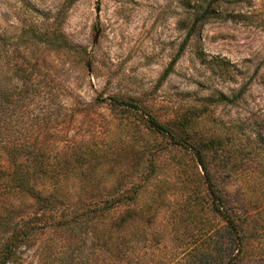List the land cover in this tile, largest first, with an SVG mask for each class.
I'll return each instance as SVG.
<instances>
[{
    "label": "rangeland",
    "instance_id": "rangeland-1",
    "mask_svg": "<svg viewBox=\"0 0 264 264\" xmlns=\"http://www.w3.org/2000/svg\"><path fill=\"white\" fill-rule=\"evenodd\" d=\"M212 1L0 0V33L24 32L20 49L57 80L62 110L74 109L67 134L80 144L110 145L93 173L103 193L142 173L127 149L139 147L141 133L160 145L169 141L147 128L138 111L111 107L113 98L134 102L174 134L189 128L210 146L216 186L229 197L227 209L239 215L245 236L235 264H264V0H216V15L195 27L170 64L191 14ZM52 20L70 47L26 39L30 27L49 31ZM166 157H159L163 167L139 192L140 215L128 216L113 235L136 239L144 264H191L189 250L201 246L211 226L226 258H233L240 247L229 244L222 221L208 211L203 185L183 180ZM95 233L79 242L82 255L73 257L75 264L94 262ZM75 239L42 231L20 245L8 264H58L75 254Z\"/></svg>",
    "mask_w": 264,
    "mask_h": 264
},
{
    "label": "trees",
    "instance_id": "trees-1",
    "mask_svg": "<svg viewBox=\"0 0 264 264\" xmlns=\"http://www.w3.org/2000/svg\"><path fill=\"white\" fill-rule=\"evenodd\" d=\"M217 6L216 0L197 6L170 64L181 54L195 27L216 15ZM50 25L49 31L30 27L26 39L53 47H70L53 20ZM23 34L11 37L0 33V264L12 263L20 245L28 246L33 236L49 230L63 233L70 243L76 238L75 254L72 256L70 252L66 254L67 260L61 257L57 261L75 264L73 257L82 255L80 243L94 229L97 231L94 262L86 258L79 264H144L136 252V239L127 240L113 234L124 226L128 216L140 215L139 192L163 167L159 162L163 154L167 156L166 164L183 180L193 179L203 185L208 211L222 221L229 244L240 247V253L226 258L214 228L208 226L209 232L202 233L201 246L193 245L189 250L191 264L237 263L245 236L237 221L239 215L227 209L229 197L216 186L217 160L212 148L189 128L174 134L134 102L113 98L111 107L124 112L138 111L147 128L168 136L169 141L160 145L141 133L144 139L139 147L127 149L136 154L134 167L142 166L143 174L129 177L124 187L120 181L116 192L103 193L104 186L97 187L99 178L93 173L96 163L102 164L100 158H105V150L110 145L107 142L97 147L80 144V140L67 134V122L73 118L74 109L62 110V92L55 77L20 49L25 44ZM111 150L120 149L114 146ZM125 206L126 209L117 210Z\"/></svg>",
    "mask_w": 264,
    "mask_h": 264
}]
</instances>
